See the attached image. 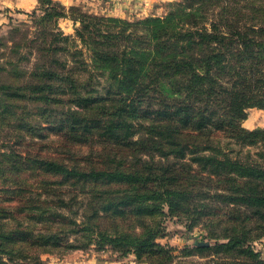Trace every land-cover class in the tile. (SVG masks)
<instances>
[{"label":"trees","instance_id":"1","mask_svg":"<svg viewBox=\"0 0 264 264\" xmlns=\"http://www.w3.org/2000/svg\"><path fill=\"white\" fill-rule=\"evenodd\" d=\"M37 4L33 10L37 29L30 38H21L31 49L22 51L21 41L13 40L9 52L0 56V157L8 156L0 174L19 179L35 173L40 179L37 186L67 181L111 189L89 202L80 221L69 219L73 225L64 231L80 237L64 246L94 242L116 246L123 254L131 249L161 251L165 249L153 240L159 228L110 233L99 229L95 216L99 211L153 215L164 206L174 210L177 197L183 195L171 181L178 168L157 172L149 167L146 173L138 168L69 164L52 156L35 158L28 151L23 155L12 145L24 130L41 125L31 124L37 112L48 115L66 104L70 116L77 112L70 111L72 104L98 111V117L86 121L108 140L128 139L142 116L157 118L137 144L165 156L184 158L202 146L212 149L210 137L220 132L225 145L231 142L237 149L230 145L222 158L211 152L190 159L202 160L201 171L209 175H224V201L233 206L225 212L227 240L220 247L244 256L238 264H264V258L246 244L264 235V128L241 126L249 108L264 109V0H173L164 15L133 20L71 6L78 9L73 19L79 22L73 35L57 25L66 16L63 5L53 0ZM23 58L28 59L26 67L18 63ZM47 118L44 122L50 123ZM200 136L206 142L198 140ZM0 190L13 194L0 200V264H43L40 252L49 251L55 241L47 225L37 221L55 210L22 194L18 181L3 184Z\"/></svg>","mask_w":264,"mask_h":264},{"label":"rangeland","instance_id":"2","mask_svg":"<svg viewBox=\"0 0 264 264\" xmlns=\"http://www.w3.org/2000/svg\"><path fill=\"white\" fill-rule=\"evenodd\" d=\"M53 1L63 5V11L66 13L65 17L57 20L59 29L64 34L73 35L75 28L79 25V22L73 19L78 9L91 14L133 20L148 15H164L171 0L155 4H151L148 0L147 2L145 0H73L72 4ZM37 6L38 4L35 7ZM71 6H78V9L72 10ZM119 9L127 11L120 14ZM33 10L17 9L11 13L2 28L0 56L9 52L13 40L21 41L19 48L22 51L31 49L21 38L25 35L30 38L37 29L34 21L36 15H33ZM49 22L46 26L50 25ZM33 55L30 53L28 57L33 59ZM18 63L21 67H26L28 59L23 58ZM68 94L71 95L70 91ZM64 97L66 98V95ZM67 105L61 110L60 107L54 108L50 111V115L37 112L35 116H32L36 122L33 121L31 124L41 123L43 129L40 128L41 125H36L31 132L24 130L22 138L12 145L13 149H17L23 155L28 151L35 158L52 156L64 159L69 164H92L99 167L107 165L125 170L138 168L146 173H149V167L157 172L164 168L167 172L178 168L180 171L175 176L176 180L171 181L175 182L179 189L181 187L183 195L177 197L179 206L172 211L164 206L161 211L153 215H141L134 212L125 215H110L99 211L95 216L99 229L110 233L139 234L144 227H157L160 231L153 237V240L165 250L156 251L153 248H144L137 253L131 249L123 254L116 246L107 243L98 245L94 242L79 248H69L64 246L65 242L74 240L76 236L80 237L72 231H64L66 227L73 225L68 223L69 219L80 221L84 214L83 209L88 207L89 202L99 200L93 198L106 195L111 189H108L106 185H99L96 188L81 187L71 185L67 181L62 184L44 182L37 186L35 183L40 179L35 173L29 172L19 179H16V175L0 174V187L11 181H18V185L21 183L25 191L22 194L30 195L37 199L38 203L41 202L43 206L50 207L56 212L51 214L47 211L43 214V218L46 217L47 220L42 218L37 221L39 224L47 225V231L53 234V241H55L53 246H48L49 251L40 252L43 264H76V262H82V264H228V261H231L229 259H234L236 264L239 263V259L244 256L232 250L224 251V247H220L227 240L224 238V227L228 225L225 212L228 207L233 206L224 201V175H209L201 171L203 170L201 169L202 160L190 159L192 155L211 152L222 158L224 149L228 150L230 145H233L231 142L225 145L226 139L222 133L217 132L215 138L210 137L212 149L202 146L198 152L191 153L184 158L174 155L165 156L159 151H150L137 144V140L146 136L145 131L149 124L157 118L142 116L138 120L141 124L136 125V131L128 139L108 140L107 135L101 136L98 133L97 126L86 121L87 117H98V111L87 106L72 104L70 111L77 110V112L71 113L72 116H70L67 112L69 110ZM60 116L65 118L63 122V119H59ZM45 117H48L47 119L51 122H44ZM241 126L246 129L264 128V109L249 108L247 117L242 121ZM87 127H91L92 130H86ZM198 140L206 142V137L200 136ZM250 149L257 150L253 147ZM245 151L246 148L242 150V154ZM7 157H0V167L4 163L3 159ZM116 189L117 186L113 188V192L118 194ZM11 195L13 194L0 190V200ZM61 200L64 201L62 204ZM36 220L31 221L35 223ZM246 244L264 258V235L252 238ZM204 246L205 248H201Z\"/></svg>","mask_w":264,"mask_h":264},{"label":"crops","instance_id":"3","mask_svg":"<svg viewBox=\"0 0 264 264\" xmlns=\"http://www.w3.org/2000/svg\"><path fill=\"white\" fill-rule=\"evenodd\" d=\"M58 1L65 3L67 2L68 4L73 3V0H58ZM145 1L147 2V0ZM148 1L151 4H155L156 2H162L164 0H148ZM36 5H37V0H0V35L2 34V28L4 23L7 22L9 16L13 11L17 9H22V10L34 9ZM125 11L127 10L124 9L118 10L120 14L126 13ZM76 264H82V262H76Z\"/></svg>","mask_w":264,"mask_h":264}]
</instances>
